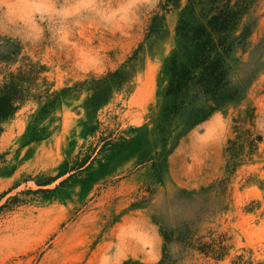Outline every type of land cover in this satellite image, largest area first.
I'll return each instance as SVG.
<instances>
[{"label": "rangeland", "instance_id": "374dc122", "mask_svg": "<svg viewBox=\"0 0 264 264\" xmlns=\"http://www.w3.org/2000/svg\"><path fill=\"white\" fill-rule=\"evenodd\" d=\"M203 1L0 7V91L19 73L28 90L0 118V264H264V0L232 32L230 98L192 90L176 113L167 68Z\"/></svg>", "mask_w": 264, "mask_h": 264}, {"label": "trees", "instance_id": "16d2710c", "mask_svg": "<svg viewBox=\"0 0 264 264\" xmlns=\"http://www.w3.org/2000/svg\"><path fill=\"white\" fill-rule=\"evenodd\" d=\"M182 0H165L162 8L168 10L169 7L178 9ZM193 10L196 5H203L204 1L190 0ZM209 0L212 8L205 16L206 23L201 26L190 27L185 23L180 29L184 39L190 43L192 50L189 51L187 60L178 63L173 59L167 68L170 76L168 96L174 98L175 112L184 106L186 98L194 90L193 97L208 95L218 106L230 98L224 90L226 84V62L227 55L233 47L232 32L240 23L244 13H246L252 0ZM204 12V9H202ZM212 14V15H211ZM22 73L13 75L0 91V118L14 115L19 109L28 90L25 87L26 80ZM214 111L213 109L210 110Z\"/></svg>", "mask_w": 264, "mask_h": 264}, {"label": "clouds", "instance_id": "9594fccd", "mask_svg": "<svg viewBox=\"0 0 264 264\" xmlns=\"http://www.w3.org/2000/svg\"><path fill=\"white\" fill-rule=\"evenodd\" d=\"M11 0H0V7L4 9H8ZM33 5V17L37 18L39 21L43 22L50 18L61 17L67 20L68 18L78 14L82 9H93L96 7L98 0H76L73 4L72 0H63L64 7H60V0H31ZM132 3H141L145 6V11L150 14V11H154L157 7L159 0H132ZM123 9H117L108 12L107 14L101 12L100 15L104 17L106 20H110L112 18L119 17L121 21H123V16H121V12ZM34 31H40L36 28L35 24H33ZM3 32V24L0 23V33ZM60 39H63V29L59 30ZM97 60V64L92 63H77L75 67L78 71L81 72H91L94 71L98 66L99 57H94Z\"/></svg>", "mask_w": 264, "mask_h": 264}]
</instances>
